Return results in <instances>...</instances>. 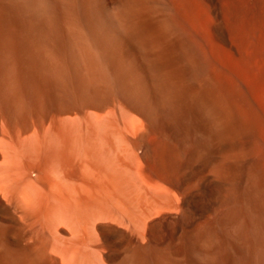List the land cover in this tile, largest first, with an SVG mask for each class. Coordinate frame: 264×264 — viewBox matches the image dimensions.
<instances>
[{
	"label": "bare ground",
	"instance_id": "bare-ground-1",
	"mask_svg": "<svg viewBox=\"0 0 264 264\" xmlns=\"http://www.w3.org/2000/svg\"><path fill=\"white\" fill-rule=\"evenodd\" d=\"M0 264H264V0H0Z\"/></svg>",
	"mask_w": 264,
	"mask_h": 264
},
{
	"label": "rangeland",
	"instance_id": "rangeland-1",
	"mask_svg": "<svg viewBox=\"0 0 264 264\" xmlns=\"http://www.w3.org/2000/svg\"><path fill=\"white\" fill-rule=\"evenodd\" d=\"M58 234H60V235H61V232L59 231V232H58Z\"/></svg>",
	"mask_w": 264,
	"mask_h": 264
}]
</instances>
